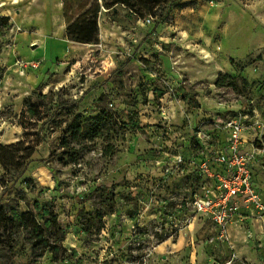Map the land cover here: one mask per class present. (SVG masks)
<instances>
[{
  "label": "rangeland",
  "instance_id": "374dc122",
  "mask_svg": "<svg viewBox=\"0 0 264 264\" xmlns=\"http://www.w3.org/2000/svg\"><path fill=\"white\" fill-rule=\"evenodd\" d=\"M56 1L0 0L11 25L0 31V145H37L20 176L0 166V208L46 224L47 241L32 251L22 230L0 229V264H264V231L253 235L246 220L221 232L191 204L198 134L220 142L228 118L264 117L254 68L225 53L222 23L189 42L179 9L163 24L101 8L98 44L76 47ZM219 74L231 85L217 88ZM27 97L46 108L22 129ZM75 116L81 133L67 152L61 137ZM262 162L253 180L263 197Z\"/></svg>",
  "mask_w": 264,
  "mask_h": 264
},
{
  "label": "built area",
  "instance_id": "2783aa9c",
  "mask_svg": "<svg viewBox=\"0 0 264 264\" xmlns=\"http://www.w3.org/2000/svg\"><path fill=\"white\" fill-rule=\"evenodd\" d=\"M39 64L32 67L36 69ZM221 135L222 140L215 143L198 134L200 186L191 204L195 213L225 233L232 224L264 220L262 192L253 180L254 167L264 158V144L258 123L246 115L228 118Z\"/></svg>",
  "mask_w": 264,
  "mask_h": 264
},
{
  "label": "trees",
  "instance_id": "16d2710c",
  "mask_svg": "<svg viewBox=\"0 0 264 264\" xmlns=\"http://www.w3.org/2000/svg\"><path fill=\"white\" fill-rule=\"evenodd\" d=\"M62 15L65 20V38L77 44L96 45L99 42L98 15L101 8L112 10L113 15L116 14V8L122 7L129 14L137 18L150 17L157 22L169 24L171 20L170 12L174 9H183L185 7H194L196 2L179 0H61ZM10 18L0 15V31L10 28ZM227 82V83H226ZM232 80L227 75H218L215 82L217 88L230 86ZM42 101L44 97H40ZM193 107H197L193 103ZM41 108H46L45 104H40L27 97L23 100V109L19 117V125L22 129L30 126L31 120L37 122L42 120ZM55 115L51 114L50 116ZM99 119V118H98ZM36 123H34L35 125ZM33 125V126H34ZM81 133L79 117L75 116L72 122L68 124L61 137V145L63 148L70 149V143L77 140ZM263 144H264V140ZM37 145L25 144L17 142L10 146L0 145V166L5 175L15 174L21 175L28 163L31 162V157L35 152ZM53 217V216H52ZM41 221H44L43 219ZM52 224L56 225V221L52 220ZM9 225L8 228H6ZM46 224H39L31 214H22L18 218H7L6 214L2 213L0 208V229L2 231L22 230L25 240L31 247L32 251L39 248H46L47 241L41 233V229L45 228ZM12 239V237H11ZM4 247L13 252L15 246L11 241L2 242Z\"/></svg>",
  "mask_w": 264,
  "mask_h": 264
},
{
  "label": "crops",
  "instance_id": "0c3cea01",
  "mask_svg": "<svg viewBox=\"0 0 264 264\" xmlns=\"http://www.w3.org/2000/svg\"><path fill=\"white\" fill-rule=\"evenodd\" d=\"M184 1H194L196 5L179 10L180 34L189 42H199L210 39L222 23L221 41L225 43V53L232 58L244 60L245 65L254 68L248 79H257L255 87L264 95V0H210L209 3L201 0ZM55 6L62 10V1L57 0ZM74 45L81 46L76 43ZM254 120L261 128V138L264 140V117L258 115ZM263 159L256 165L263 161L260 168L264 170ZM248 220L253 235L264 231V220ZM249 243L254 245L252 240ZM177 247L180 251L182 246L179 244ZM259 253H264V248Z\"/></svg>",
  "mask_w": 264,
  "mask_h": 264
}]
</instances>
